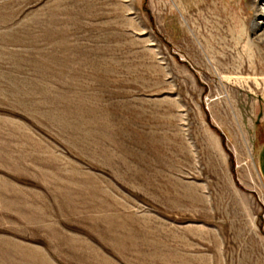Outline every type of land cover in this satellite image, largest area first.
<instances>
[{"label": "rangeland", "instance_id": "374dc122", "mask_svg": "<svg viewBox=\"0 0 264 264\" xmlns=\"http://www.w3.org/2000/svg\"><path fill=\"white\" fill-rule=\"evenodd\" d=\"M0 264H264V0H0Z\"/></svg>", "mask_w": 264, "mask_h": 264}]
</instances>
